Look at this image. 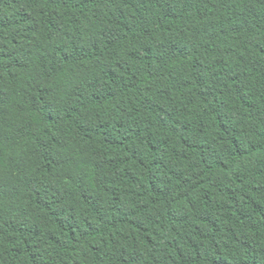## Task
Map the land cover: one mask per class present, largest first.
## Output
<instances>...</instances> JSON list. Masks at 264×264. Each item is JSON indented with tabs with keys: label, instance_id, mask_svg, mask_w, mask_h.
<instances>
[{
	"label": "trees",
	"instance_id": "trees-1",
	"mask_svg": "<svg viewBox=\"0 0 264 264\" xmlns=\"http://www.w3.org/2000/svg\"><path fill=\"white\" fill-rule=\"evenodd\" d=\"M0 264H264V0H0Z\"/></svg>",
	"mask_w": 264,
	"mask_h": 264
}]
</instances>
